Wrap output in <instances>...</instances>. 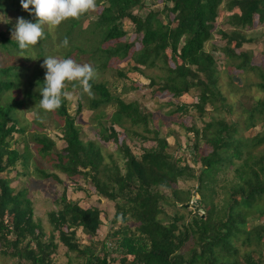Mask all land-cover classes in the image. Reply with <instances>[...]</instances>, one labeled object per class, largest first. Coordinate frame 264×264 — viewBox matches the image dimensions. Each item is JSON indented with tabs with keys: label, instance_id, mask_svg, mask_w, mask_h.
I'll return each instance as SVG.
<instances>
[{
	"label": "trees",
	"instance_id": "1",
	"mask_svg": "<svg viewBox=\"0 0 264 264\" xmlns=\"http://www.w3.org/2000/svg\"><path fill=\"white\" fill-rule=\"evenodd\" d=\"M163 1V7L156 10L147 6V0H94L95 6L101 7L94 20L103 43L99 49L106 54L107 62L127 61V69L139 73L158 68V81L150 78V86L161 92L180 97L196 90L197 102L193 106L200 114L205 113L208 104L216 106L220 102L226 107L228 97L220 87L218 60L206 49L215 38V24L225 0ZM226 6L239 9L229 18L233 25L252 27L256 20L264 23V0H229ZM29 14L34 22V15ZM125 22L140 37L139 47L136 39L127 38L130 30ZM77 23L79 18L70 19L71 27ZM220 33L224 45L215 49L223 52L227 64L237 59V68L251 65L250 55L242 50L248 42L246 37L239 32ZM2 37L4 44L17 47L14 40L5 34ZM250 68L258 71L263 79L258 86L264 89V69L255 65ZM19 73V67L0 66V254L16 259V264H57L54 257L63 246L66 264H74L73 255L83 259L77 264H116L118 259L113 255L122 256L119 264H264V149L256 156L250 151L264 146V132L242 139L241 123L225 118L208 121L202 129L191 128L197 142L192 154L200 163L196 168L176 158L169 151L168 139L149 127L152 113L148 109L138 101H125L105 84H94L92 80L89 83L97 97L92 99L91 107L116 108L107 123L98 121L100 139L118 141L121 132L116 126L126 132L124 122L130 121L144 128V133L133 131L143 142L152 139L156 146L141 147L142 152L136 154L124 141L117 145V156L107 154V160L99 141L82 139V129L62 99L54 111L63 120L66 152L56 151L51 137L37 133L33 141L38 152L45 155L55 151L54 167L71 179H89L100 196L114 202L115 215L106 236L97 239L103 224L101 209L83 207L63 193L60 207L49 212L51 229L47 234L42 221L34 217L28 189L14 188L11 179L2 175L15 169L20 161L27 167L30 159L28 145L22 151L12 142H17L16 134L25 132L15 117L16 104L1 101L3 92L17 85L12 77ZM118 73L125 76L123 71ZM82 106L81 101L79 109ZM180 107L186 108L184 104ZM263 115L264 101L258 100L246 110L244 128L255 127L257 121L264 120ZM200 140L209 148L205 153L196 152ZM231 167L233 182L229 187L225 185L226 196L218 204L214 197L219 174ZM33 172L59 181L57 174L38 165ZM183 182L197 187L183 189ZM193 198L200 206L186 215L181 208L186 209ZM167 206L177 211L168 214ZM131 220L133 226L127 224ZM252 220L259 222L253 224ZM79 231L89 238V244L80 242ZM240 246L248 249L242 251Z\"/></svg>",
	"mask_w": 264,
	"mask_h": 264
},
{
	"label": "rangeland",
	"instance_id": "2",
	"mask_svg": "<svg viewBox=\"0 0 264 264\" xmlns=\"http://www.w3.org/2000/svg\"><path fill=\"white\" fill-rule=\"evenodd\" d=\"M4 4V9L0 10V66H15L19 67L20 73L13 80L17 85L3 92L1 96L2 103H15V117L19 122V126L25 128L24 133L15 135L17 142L13 140V145L24 151L25 147L29 146L30 159L28 166L24 167L21 161L15 169L2 175L11 179V184L14 188H27L29 197L34 205V217L36 220L42 221L47 234L51 229L48 224L49 212L57 210L60 199L63 193L71 200L78 202L83 207L96 206L102 211V226L98 231L97 239H103L111 225V220L115 215V204L113 201L102 197L98 194L92 182L84 176H76L74 179L69 178L59 169L54 167L53 162L56 159L55 151L50 154H42L38 152V145L33 141V135L37 133L46 134L56 142V151L61 153L66 152V142L63 139L61 127L63 120L57 115L56 111H45L39 107V87H42L43 82L39 78L44 79L45 69L41 67L44 59L43 55H52L57 58L71 57L75 62L80 64H88L94 69V84L102 83L110 88L115 94H119L125 101H138L144 109H148L152 113L149 127L158 129L161 137H166L170 143L169 151L176 158H180L183 162H187L196 168L199 167V162H195L192 154L195 137L192 134L191 128L202 129L206 122L225 118L228 122L239 121L241 124L240 137L242 139H251L256 135H261L264 132V120L257 121V124L252 129L244 128V118L246 110L252 108L257 101H264V89L258 86V83L263 79L260 77L257 70L250 68L251 65L264 69V23L255 21L252 27L236 26L230 23V16L234 12H239L238 8H228L225 0L220 9V17L215 24V38L207 43L206 49L213 53L218 60L220 69V87L227 95L228 101L226 107L218 102L216 106L207 105L204 114L193 106L197 102V91L192 90L190 93L183 94L180 97H173L172 94L161 92L155 87L150 86V78H156L160 70L158 68L146 69L143 73H139L132 69H127V61H118L110 59L107 62V56L99 48L103 47L101 42V32L95 27L94 20L100 12L101 7L95 6L90 9V13H83L76 18H79V23L71 27L70 18H66L58 25L44 24L43 38L38 40L37 44L29 46L25 50H19L11 44H4L2 34L7 38L12 39V30L14 29L18 17H23L31 21V16L27 10H24L20 5L19 0H1ZM147 6H152L156 10L163 7V0H147ZM31 7V5L29 6ZM132 25L125 22V27L130 30L127 38L137 40V47L140 46V37L132 32ZM227 33L239 32L243 34L248 42L244 45V49L248 52L251 59V65H245L243 68H237L238 60L227 64L225 55L216 47L223 46V41L220 39L221 31ZM67 38L68 44L64 46L62 41ZM126 37L122 38L124 40ZM104 46H107L105 43ZM239 52V50H237ZM119 71L125 72V76L119 75ZM6 77V76H5ZM155 89V91H154ZM64 91L68 92V98L65 99L69 111L76 117V123L82 129V139L85 142L99 141L103 146V153L107 160V154L117 156L116 148L121 142H127L134 153L140 154L142 148L156 146L154 140L143 142L133 131L144 133L142 126H135L130 121H125L126 132L119 126L117 130L121 132L118 141H104L98 135V121L108 122L110 115L116 109L113 106L102 105L95 109L91 107L92 99L97 97L95 90L90 85L91 95L83 92L77 82H65ZM82 101V108L79 109V102ZM184 104L186 108L181 109ZM222 105V106H221ZM180 107V108H179ZM147 111V110H145ZM264 116V115H263ZM258 117L260 115L258 114ZM152 135V134H150ZM197 144V142L195 143ZM198 151L207 152L208 146L204 141H198ZM264 149V146L250 148L252 156L259 155ZM195 151V150H194ZM246 155H249L246 152ZM122 161V160H120ZM38 165L48 172H53L58 175L59 181L53 178L38 177L33 172L35 166ZM233 169L227 168L219 174L220 182L216 187V203L220 202L226 196V186L233 182ZM192 182H183L180 187L187 189ZM197 187V185H194ZM227 187V188H228ZM194 192V191H193ZM193 202L187 205V208H181L186 215L189 212H194L200 204L197 198H193ZM202 208V207H201ZM168 214H173L177 211L176 207H166ZM264 221V216L261 217ZM253 224L259 220H252ZM127 224L134 225L131 220ZM120 223L116 225L119 226ZM57 234V233H56ZM80 234V242L83 245L89 244V238ZM264 239V237H263ZM111 246V241H109ZM242 251L248 249L246 246H240ZM1 249V247H0ZM264 251V250H263ZM59 264H66L68 261L65 254V248L60 246L58 250ZM77 262L82 263L83 259H79L73 255ZM118 260L122 256L113 255ZM78 258V259H77ZM132 259L133 257H128ZM117 260V261H118ZM116 264H119V261ZM17 260L11 257L0 254V264H16ZM245 264V263H242Z\"/></svg>",
	"mask_w": 264,
	"mask_h": 264
},
{
	"label": "clouds",
	"instance_id": "3",
	"mask_svg": "<svg viewBox=\"0 0 264 264\" xmlns=\"http://www.w3.org/2000/svg\"><path fill=\"white\" fill-rule=\"evenodd\" d=\"M24 10L33 14L35 21L18 17L12 30L14 40L19 50H25L37 44L43 38L44 24L58 25L66 18H76L87 10L95 7L94 0H19ZM32 6L31 8L29 6ZM67 46L65 37L62 41ZM41 67L45 69L42 87H39V107L45 111L60 107L62 99L68 98L64 91L65 82H77L83 92L91 95L89 81L94 78V69L88 64L75 62L71 57L57 58L43 55Z\"/></svg>",
	"mask_w": 264,
	"mask_h": 264
},
{
	"label": "crops",
	"instance_id": "4",
	"mask_svg": "<svg viewBox=\"0 0 264 264\" xmlns=\"http://www.w3.org/2000/svg\"><path fill=\"white\" fill-rule=\"evenodd\" d=\"M58 255H59V254H58V253H56V254H55V257H54V258H55V260H56V263H57V264H59V263H60V261H59V259H58Z\"/></svg>",
	"mask_w": 264,
	"mask_h": 264
},
{
	"label": "water",
	"instance_id": "5",
	"mask_svg": "<svg viewBox=\"0 0 264 264\" xmlns=\"http://www.w3.org/2000/svg\"><path fill=\"white\" fill-rule=\"evenodd\" d=\"M198 200V199H197Z\"/></svg>",
	"mask_w": 264,
	"mask_h": 264
}]
</instances>
